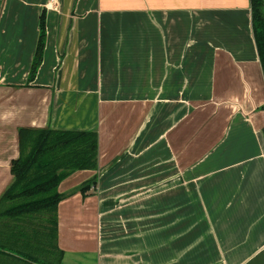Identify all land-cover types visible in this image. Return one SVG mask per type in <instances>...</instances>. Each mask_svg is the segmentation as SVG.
<instances>
[{
    "label": "crops",
    "instance_id": "1",
    "mask_svg": "<svg viewBox=\"0 0 264 264\" xmlns=\"http://www.w3.org/2000/svg\"><path fill=\"white\" fill-rule=\"evenodd\" d=\"M21 128L99 135L59 187L62 264H264L251 0H0V201ZM19 239L0 211V264L44 259Z\"/></svg>",
    "mask_w": 264,
    "mask_h": 264
},
{
    "label": "trees",
    "instance_id": "2",
    "mask_svg": "<svg viewBox=\"0 0 264 264\" xmlns=\"http://www.w3.org/2000/svg\"><path fill=\"white\" fill-rule=\"evenodd\" d=\"M253 30L264 73V0H251ZM40 39L29 80L33 81L43 62L46 46V18L41 19ZM19 157L12 162V186L0 201V211L18 231L25 247L41 248L40 262L62 264L63 253L57 247L58 209L63 200L61 183L80 171L99 167V135L95 131H64L21 128L18 132ZM91 187L83 188V193ZM22 245V244H19Z\"/></svg>",
    "mask_w": 264,
    "mask_h": 264
},
{
    "label": "rangeland",
    "instance_id": "3",
    "mask_svg": "<svg viewBox=\"0 0 264 264\" xmlns=\"http://www.w3.org/2000/svg\"><path fill=\"white\" fill-rule=\"evenodd\" d=\"M165 160H166V157H165Z\"/></svg>",
    "mask_w": 264,
    "mask_h": 264
}]
</instances>
